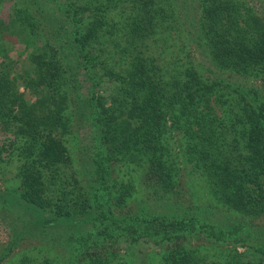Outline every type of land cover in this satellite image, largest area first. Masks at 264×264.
I'll list each match as a JSON object with an SVG mask.
<instances>
[{
	"label": "trees",
	"instance_id": "obj_1",
	"mask_svg": "<svg viewBox=\"0 0 264 264\" xmlns=\"http://www.w3.org/2000/svg\"><path fill=\"white\" fill-rule=\"evenodd\" d=\"M85 125L91 176L78 180L66 142ZM184 172L220 205L264 212V0H0V210L31 214L0 264H129L93 244L162 233L173 246L149 264H239L176 231ZM76 216L89 231L53 230Z\"/></svg>",
	"mask_w": 264,
	"mask_h": 264
},
{
	"label": "rangeland",
	"instance_id": "obj_2",
	"mask_svg": "<svg viewBox=\"0 0 264 264\" xmlns=\"http://www.w3.org/2000/svg\"><path fill=\"white\" fill-rule=\"evenodd\" d=\"M258 8L260 11L262 6L259 5ZM13 44L15 47L9 52L10 55L8 59L10 65L14 66L17 70L22 68L21 65L24 60L22 49L24 46L15 42H13ZM205 65L207 66V64ZM83 91L86 90L83 88ZM93 142L87 125L81 128L76 136L72 135L70 140H67L66 142L72 153V160L74 161L73 168L79 173V175L76 176L78 180L91 176L87 171V167H89L87 162H89L88 155L92 153L91 147H93ZM120 170H122L121 165H118L114 174L116 175ZM6 171L8 172L5 177L9 178L12 176L14 169L9 165V169L6 168ZM135 178H137L138 187L143 188L144 185L141 183V179L137 176ZM7 183H10V181ZM78 184L79 183H74L76 186ZM4 186V182L1 180L0 188L4 189ZM177 187L180 190L179 198L175 200V196L172 193L169 200L172 203L174 202L173 204L180 209V216L186 217V223L176 230L186 231L185 237L183 238L184 243L191 245L193 248L199 249L200 252H207V249L209 251L213 249L216 253L218 251L223 254L226 252L230 253V256H233V260H238L239 264L245 263L246 261L254 262L258 258L264 259V212L258 216H247L238 211H234L231 208L220 205L213 199L209 189H207V187L199 180L191 179L188 172H184L182 181ZM190 212H195L198 220L192 219L191 222H188L187 220L190 218ZM7 213L10 214V212L0 210V247L5 246L10 242L14 231V229L10 227L12 223H19L21 220H26L31 216L28 212L24 214L15 212L14 214H10L13 219H9ZM17 215L18 217H16ZM32 215L37 216L38 220H40L41 213L38 214L35 212L32 213ZM77 216L80 217L78 214ZM77 216L72 221L58 224L57 228L53 230L74 231V234L77 232L89 231L91 228V222L89 220H77ZM203 221L221 224L222 227L225 228L226 237L221 238L222 241L216 243L209 242L210 239H207L205 232H203L209 231V228H203L199 223ZM239 222H243L244 229H242ZM237 223L239 227L235 228ZM99 231L101 233L100 235H102V230L100 229ZM115 231H119V228ZM166 235H169V232H166ZM84 236H87V234ZM162 236L163 233L151 239L157 241ZM240 238H243V240H240ZM113 239H115L113 240L114 242L109 241V244L108 242L106 244L96 242L93 244V249L99 250L102 246H108L109 248L112 247V249L114 248V251H116L117 258L122 259V261L125 259L129 264H149V262H154V255H163V253L169 251L173 246V241L169 239L158 240L156 243H153L155 241L148 238L149 241H143L144 238H141L137 242H130V235L124 236L123 238L114 237ZM38 243V238H24L19 240V247L24 249V247H30L32 245H37ZM255 245L258 247L257 249ZM262 264H264V261Z\"/></svg>",
	"mask_w": 264,
	"mask_h": 264
}]
</instances>
